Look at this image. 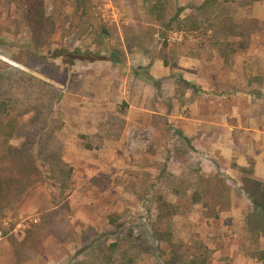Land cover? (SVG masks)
Wrapping results in <instances>:
<instances>
[{
  "label": "rangeland",
  "instance_id": "1",
  "mask_svg": "<svg viewBox=\"0 0 264 264\" xmlns=\"http://www.w3.org/2000/svg\"><path fill=\"white\" fill-rule=\"evenodd\" d=\"M91 2L88 15L78 19L71 0H45L55 32L35 40L14 8L0 6V61L59 91L54 131L63 156L58 168L71 171L69 176L58 172L49 179L53 185L36 184L17 214L1 220L0 264H13L10 238L20 242L30 220L37 222L40 211L59 208L63 202L68 203V210L63 209L67 243L48 236L42 256L23 264H63L79 245L73 234L85 226L102 231L113 213L128 227H150L151 218L159 238L175 247L187 243L183 250L196 251L202 244L211 254L208 264H262L250 256L254 247L243 220L250 202L241 188L264 185V20L253 24L248 49L235 57L231 47L225 49L229 53L225 63L218 56L214 59L217 46L212 35H205V27L167 32L164 48L163 37L157 38L158 23L146 14L144 0ZM255 5L264 18V0ZM189 12L187 8L182 17ZM243 14L236 7L235 22ZM214 22L213 26L224 24ZM102 25L108 34L99 33ZM188 36L201 37L202 44ZM229 40L239 37L230 35ZM175 42L182 45L174 46ZM192 43L204 47L207 59L199 84L185 71L163 74L150 63L154 50L157 60L172 61L173 50L192 51L196 48ZM62 45L97 50L118 61L66 63L65 56L52 57L54 48ZM122 102L127 105L122 107ZM17 143L18 139L11 141ZM163 163L171 176L157 175ZM180 170L186 175L180 176ZM202 189L211 201L220 202L216 212L188 204L190 193ZM170 212V219L163 220ZM215 213L218 218H213ZM136 250L138 263L148 264L143 249Z\"/></svg>",
  "mask_w": 264,
  "mask_h": 264
},
{
  "label": "trees",
  "instance_id": "2",
  "mask_svg": "<svg viewBox=\"0 0 264 264\" xmlns=\"http://www.w3.org/2000/svg\"><path fill=\"white\" fill-rule=\"evenodd\" d=\"M91 1L71 0V7L78 19L88 15L93 4ZM259 1L261 0H199L197 3L181 5L177 0H144V10L151 17L150 20L158 23L161 31L159 30L157 38L163 37L162 47L168 45L167 32H195L205 27V35L214 37L216 55L226 63L229 54L225 50L227 47L232 48L231 57L248 49L249 37L255 33L253 24H258L251 15V8ZM0 6L14 8L17 16L23 20L24 27L33 32L34 40L38 35L49 38L55 32V23L45 11V0H0ZM236 7L242 9L244 14L235 22ZM187 8L190 12L182 17ZM213 21H222L224 24L213 26ZM99 33L108 34L104 25L100 27ZM230 35L239 37V40L230 41ZM173 45L182 43L175 42ZM154 51L150 63L156 59V50ZM172 52V61L167 58L162 60L168 71L178 69L176 60L182 53L175 50ZM59 56H65L66 63L74 59L118 61L113 56L97 50L66 45L56 47L52 51V57ZM59 100V91L48 82L0 61V230L1 220L17 214L19 205L29 190L40 182L49 185V179L62 172L58 166H62L63 146L54 131V125L58 123L54 115L59 113L56 112ZM126 105L122 102V107ZM99 127L104 125L99 124ZM14 139H18L17 145L11 144ZM84 147L91 149L88 144ZM164 163L157 170L159 177L172 175ZM70 172L63 171L62 175L69 176ZM183 172L180 170V176L186 175ZM152 177L155 179L156 175ZM45 178L48 181H44ZM220 189L221 185L215 187L216 195ZM241 189L247 193L250 202L243 219L250 246L254 247L250 248L253 250L250 256L264 264V185L260 188L251 186ZM206 195L204 189L193 190L190 193L192 201L188 204L204 205L205 208L216 212L215 207L220 206V202L211 201ZM63 203L59 208L51 206L40 211L37 222L30 220L20 242L10 238L13 264H23L35 255L42 256L45 250L44 241L48 236H52L58 243H67L65 241H68L67 237L70 235H65L68 232V220L63 209L68 210V203ZM176 208L177 206H173V209ZM171 214L172 212L165 214L162 219L169 220ZM213 218H218V214L215 213ZM119 219L120 215L113 213L107 216L102 231L98 232L92 226H85L77 236L73 234L74 240L79 239V245L75 246L74 253L66 258L63 264H139L137 246L147 255L150 261L148 264H208L211 254L207 248L198 244L196 251H187L181 248L186 247L187 243L183 242H179V246L175 247L171 241L159 238V228L152 224L151 218L148 219L150 227H144V224L128 227L122 225ZM2 234L5 235L6 232L3 231ZM170 235L172 236V232ZM163 247L167 251H163ZM153 258L155 260L152 262Z\"/></svg>",
  "mask_w": 264,
  "mask_h": 264
},
{
  "label": "crops",
  "instance_id": "3",
  "mask_svg": "<svg viewBox=\"0 0 264 264\" xmlns=\"http://www.w3.org/2000/svg\"><path fill=\"white\" fill-rule=\"evenodd\" d=\"M260 6L253 5L251 8V15L255 19L264 20V18H260V10H258ZM261 9V8H260ZM189 39H192L193 41H198V43L202 42L200 41L201 37H195V36H188ZM191 40L187 41L190 42ZM193 47H196L192 51L183 50L181 55L177 57L176 65L178 66V69H175L174 71H185L188 74H190L192 77H194L195 81L199 84L200 80V70L203 69L206 66L207 59L204 55V47H202L200 44L196 45L193 44ZM214 59L217 58L215 54H213ZM154 68L163 74H167L168 68L164 67L162 64V61L160 59H155L154 61ZM199 75V77H197ZM193 81V80H192Z\"/></svg>",
  "mask_w": 264,
  "mask_h": 264
}]
</instances>
